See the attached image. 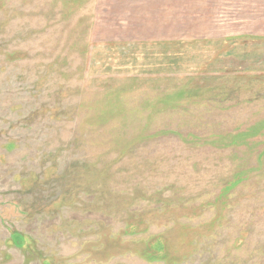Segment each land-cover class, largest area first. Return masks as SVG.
I'll use <instances>...</instances> for the list:
<instances>
[{"label": "rangeland", "instance_id": "obj_1", "mask_svg": "<svg viewBox=\"0 0 264 264\" xmlns=\"http://www.w3.org/2000/svg\"><path fill=\"white\" fill-rule=\"evenodd\" d=\"M0 264H264V0H0Z\"/></svg>", "mask_w": 264, "mask_h": 264}, {"label": "trees", "instance_id": "obj_2", "mask_svg": "<svg viewBox=\"0 0 264 264\" xmlns=\"http://www.w3.org/2000/svg\"><path fill=\"white\" fill-rule=\"evenodd\" d=\"M11 239L13 241L11 243L18 245L22 250L25 249L29 252L34 250V246H32L33 242L29 237H24L14 232L12 233Z\"/></svg>", "mask_w": 264, "mask_h": 264}]
</instances>
